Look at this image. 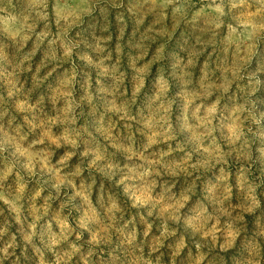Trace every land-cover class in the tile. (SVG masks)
<instances>
[{
	"label": "clouds",
	"instance_id": "1",
	"mask_svg": "<svg viewBox=\"0 0 264 264\" xmlns=\"http://www.w3.org/2000/svg\"><path fill=\"white\" fill-rule=\"evenodd\" d=\"M0 264H264V0H0Z\"/></svg>",
	"mask_w": 264,
	"mask_h": 264
}]
</instances>
